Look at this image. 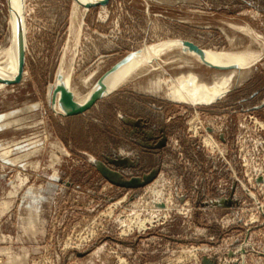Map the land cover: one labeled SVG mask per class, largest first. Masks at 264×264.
<instances>
[{
    "label": "rangeland",
    "instance_id": "obj_1",
    "mask_svg": "<svg viewBox=\"0 0 264 264\" xmlns=\"http://www.w3.org/2000/svg\"><path fill=\"white\" fill-rule=\"evenodd\" d=\"M75 3L24 1L20 76L0 83V264H264V0ZM10 23L0 0V50ZM179 40L261 58L216 70L174 48L83 114L57 111L60 77L80 101L131 57ZM213 87L230 89L208 105ZM95 161L124 180L156 177L120 188Z\"/></svg>",
    "mask_w": 264,
    "mask_h": 264
},
{
    "label": "bare ground",
    "instance_id": "obj_2",
    "mask_svg": "<svg viewBox=\"0 0 264 264\" xmlns=\"http://www.w3.org/2000/svg\"><path fill=\"white\" fill-rule=\"evenodd\" d=\"M24 1L25 0H8L9 12L11 16L10 25L13 28V37L9 48H2V50H0V83L2 84H9L20 76L19 70L21 66L19 67V53L22 48L24 49L26 35ZM105 1L106 0H76L75 7L80 8L81 6H85V9H87L91 7V4L96 5L98 2H100L99 4H103ZM77 15V13H74L72 28L76 24H82V19H80L79 22H75V20L77 19ZM233 26L242 30L248 36H252L253 40L257 42H262L260 41V34L252 30L249 26ZM78 34L79 32H75L73 40H70L71 44H74V46L77 42ZM189 44H193L198 49H192ZM174 48L184 49L185 51H187V53H190L191 55H194L196 58H198L202 65L216 70L234 69L233 67H236V69L241 70L245 67H250L251 65L253 66L261 58V54H253L248 52H214L212 54H208L207 51L202 50L199 46L189 41L179 40L161 43L159 45L149 47L145 51L136 54L135 56L131 57L127 61V63L121 65L120 67H117L115 70L112 71V73H110V75H108L106 78H104V80L99 83V90H96L98 88L97 87L96 89H94V91H91L84 99L80 101L78 100L79 98L72 92L75 91V89L69 85V78L60 77V80L62 81L59 82L60 86H58L56 92V94L58 95V102L56 105L57 111L60 113H64V115H66L68 111L61 101L62 90H65L66 92L71 94L72 99L77 107L85 106L89 103V101L92 99L96 92H100V98L110 95L118 88H120V85L123 83V81L128 80L133 73L137 72L138 69L147 65L151 60L159 58L162 52L168 50L170 51ZM151 52H153V55H151ZM71 72L72 71H70V73ZM7 80L12 81L8 82ZM230 81L231 79L224 81L223 84L227 85L225 87L230 86ZM61 84H63L64 86ZM229 89L230 88L216 91L211 96L206 97L204 103L209 101V105L215 102L217 99L221 98L224 94H226ZM206 94L208 95V93L202 94V97L203 95L207 96ZM74 96H76V100ZM194 98L197 97L194 95Z\"/></svg>",
    "mask_w": 264,
    "mask_h": 264
},
{
    "label": "water",
    "instance_id": "obj_3",
    "mask_svg": "<svg viewBox=\"0 0 264 264\" xmlns=\"http://www.w3.org/2000/svg\"><path fill=\"white\" fill-rule=\"evenodd\" d=\"M99 3L100 2H98L97 4H99ZM93 5H95V4H91L90 6H93ZM189 46L192 49H194V50L198 49L193 44H189ZM23 57H24V50L22 48V50H20V53H19V67L22 64ZM7 81L10 82L12 80H7ZM57 89L58 88L56 87V90H55L54 94H56ZM100 95H101L100 92H96L94 94V96L92 97V99L89 101L88 104H86L85 106L77 107L76 104L74 103L73 99H72L71 94H69L65 90H62V99H61V101H62V103L64 104V106L68 110L66 115H62V116H64V117H73V116H77V115L83 114L87 110L91 109L92 106L96 103L97 100L101 99ZM130 123L132 125H139L138 122H130ZM164 145H165V139L157 147L160 148L161 146H164ZM108 162L110 164L114 165L115 167H121V166L130 164L128 159L122 160L120 158L108 159ZM95 167L100 172V174L110 184H112L114 186H117V187H120V188H124V189H138V188H142V187L146 186L147 184L151 183L156 177V172H154V173H151V174H149L147 176H144L143 179L131 178L130 180H124L122 178V176L117 171H114V170L108 168L102 162L95 161Z\"/></svg>",
    "mask_w": 264,
    "mask_h": 264
},
{
    "label": "crops",
    "instance_id": "obj_4",
    "mask_svg": "<svg viewBox=\"0 0 264 264\" xmlns=\"http://www.w3.org/2000/svg\"><path fill=\"white\" fill-rule=\"evenodd\" d=\"M215 92H216V89L213 87L212 91H211L210 93L208 92V95H207V96L209 97V96H211L212 94H214ZM75 100H76V99H75ZM34 227H35V225H34ZM36 227H37V226H36Z\"/></svg>",
    "mask_w": 264,
    "mask_h": 264
}]
</instances>
